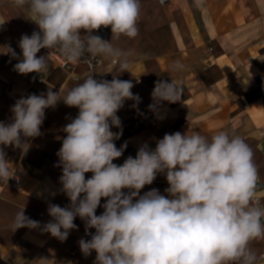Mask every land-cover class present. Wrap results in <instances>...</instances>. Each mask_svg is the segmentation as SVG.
Returning a JSON list of instances; mask_svg holds the SVG:
<instances>
[{
  "label": "clouds",
  "instance_id": "obj_1",
  "mask_svg": "<svg viewBox=\"0 0 264 264\" xmlns=\"http://www.w3.org/2000/svg\"><path fill=\"white\" fill-rule=\"evenodd\" d=\"M203 3L194 0L198 8ZM14 4L27 5L28 19L39 28L30 36L22 34L20 55L10 46L2 53L18 61L13 66L18 74L48 73L50 50L59 51L70 63L90 64L102 57L117 65L110 81L92 73L63 93L48 88L46 93L21 96L10 109V122L0 121V181L8 183L14 173L5 149L28 150L31 140L42 135L46 109H55L61 101L78 109L62 128L66 135L58 137L62 144L54 165L62 170L59 191L69 204L48 203L51 219L43 225L25 215V208L19 209L15 230H39L64 242L78 230L74 221L79 217L90 239L81 238L78 245L85 258L96 253L93 264H257L251 242L264 240V205L256 195L258 166L252 148L235 131L221 130L210 138L196 131L166 133L154 149L143 143L135 157L128 156L122 165L113 162L128 147L127 141L119 148L115 143L123 134L117 113L128 100L137 108L141 98L131 91L132 81L118 78L129 68L131 51L112 41L139 35L141 0ZM102 27H110V41L93 34ZM41 49L48 54L38 56ZM169 68L181 72L185 65L176 60ZM151 97L148 107L155 113L164 101L181 102L183 87L172 78L157 80ZM158 174L166 178V195L156 188L141 195ZM101 206L103 212L97 215ZM37 260L47 264L49 259Z\"/></svg>",
  "mask_w": 264,
  "mask_h": 264
},
{
  "label": "crops",
  "instance_id": "obj_2",
  "mask_svg": "<svg viewBox=\"0 0 264 264\" xmlns=\"http://www.w3.org/2000/svg\"><path fill=\"white\" fill-rule=\"evenodd\" d=\"M141 4L139 35L112 41L115 47L131 51L129 68L118 78L132 81L131 91L141 98L137 108L128 100L117 113L123 134L115 143L119 148L127 141L128 147L113 162L122 165L128 156L135 157L143 143L154 149L166 133L196 131L210 138L221 130L235 131L254 152L259 173L256 195L264 205V0H204L199 8L194 0H168L166 4L141 0ZM33 31L39 28L28 19L27 5L20 8L14 0H0V121L6 123L15 101L30 88L40 94L48 88L63 93L92 73H97L94 78L98 80L109 81L111 73L117 74V65L102 57L104 65L91 72L84 66L61 69L49 58L48 73L40 77L18 74L13 69L18 61L2 53L10 46L20 55V37ZM176 60L185 65L183 71H170ZM171 78L183 87L182 101H164L157 112L150 111L155 82H171ZM77 114V108L61 101L55 109L45 110L42 135L31 140L28 150L27 146L22 152L5 149L17 181H0V264H44L37 260L41 257L49 259L47 264H93L96 253L85 258L78 245L79 239H90L79 217L74 221L78 230L71 231L64 242L39 230H15L13 224L19 209L25 208V215L43 225L51 219L48 203L69 204L59 191L62 170L54 165L62 144L58 137L66 135L62 128ZM85 175L90 178L92 174ZM153 185L162 191L168 187L165 176L158 174L141 195ZM102 212L103 207H98L96 214ZM251 247L257 253V264H264V240L252 241Z\"/></svg>",
  "mask_w": 264,
  "mask_h": 264
},
{
  "label": "built area",
  "instance_id": "obj_3",
  "mask_svg": "<svg viewBox=\"0 0 264 264\" xmlns=\"http://www.w3.org/2000/svg\"><path fill=\"white\" fill-rule=\"evenodd\" d=\"M168 2V0H159V3L161 4H166ZM94 35H99L101 38H103L104 40H110L111 39V29L109 28H101L98 31H94L93 33ZM48 54V50L47 49H41V51L38 53V56L41 55H47ZM49 58L57 65L59 66L61 69H65L67 71H71L74 70L77 66H84L86 67L90 72L95 70L98 67H102L103 64V60L100 57H96L94 60H92V62L89 63H85L84 61H81L79 63H70L67 62L65 60V58L59 53V51L57 50H50L49 51ZM113 65V62H111ZM40 83H42L43 81L38 80ZM28 94H37L39 95L40 92L36 89V88H30L25 96H27ZM12 181H17V177L14 176V179H11ZM153 188H156L160 191L161 194L166 195V193L162 190H160L159 188H157L155 185H153ZM258 199V198H257Z\"/></svg>",
  "mask_w": 264,
  "mask_h": 264
}]
</instances>
